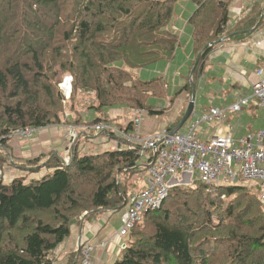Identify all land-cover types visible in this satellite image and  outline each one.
Segmentation results:
<instances>
[{"label":"trees","instance_id":"16d2710c","mask_svg":"<svg viewBox=\"0 0 264 264\" xmlns=\"http://www.w3.org/2000/svg\"><path fill=\"white\" fill-rule=\"evenodd\" d=\"M178 1L0 0V264H51L72 226L120 212L135 193L131 177L147 170L153 152L147 162L137 148L84 154L88 137L79 130L67 156L51 151L17 163L9 143L20 129L81 124L82 111L95 116L86 125L114 121L110 110L162 115L147 97L158 79L137 73L172 60L180 45L170 30ZM190 1L195 60L175 95L195 89L215 43L245 38L261 23L259 4L232 23L224 0ZM67 76L69 98L60 87ZM182 115L166 129L173 132ZM5 167L24 174L4 182ZM260 195L258 182L253 190L200 180L171 187L131 229L114 264H264ZM72 259L80 264V252Z\"/></svg>","mask_w":264,"mask_h":264},{"label":"crops","instance_id":"0c3cea01","mask_svg":"<svg viewBox=\"0 0 264 264\" xmlns=\"http://www.w3.org/2000/svg\"><path fill=\"white\" fill-rule=\"evenodd\" d=\"M180 1H184V5L180 9L174 8V17L170 25V30L178 37L180 45L172 60L161 69H157L163 74L162 79L166 76L167 79H170L169 86L172 88V96L170 98L166 97L165 104L160 105L158 103L156 105L157 110H163L162 115L148 116L146 114L147 116L142 118L140 132L143 136L155 134L166 128L179 118L181 112L183 118L191 98V91L190 94L182 92L175 95L178 88L186 84V76L192 62L195 60L188 20L196 6L190 0ZM224 1L228 3L229 19L232 23H237L250 12L253 6L259 4L262 6L261 23L255 31L245 38L227 42L220 41L210 52L195 80V89L192 87L195 93L194 110L186 122L188 124L185 130L181 131V128L186 123L178 130L182 134L187 131L191 121L210 108L224 109L240 98L250 95L252 87L258 80L257 70L264 69V0ZM178 77L185 80L184 84L176 85ZM197 108L199 110H196ZM260 113L264 115V110L261 111V109L250 106L239 113L229 114L225 123H210L207 129L204 128L200 133H197V138L200 141L208 142L215 133L224 132L226 127H232V137L238 139L248 133L264 128V117L262 116L260 119ZM133 114L134 112L132 113V111L126 109L110 110L107 113L108 118L117 120V122V117H122V122L125 124L123 128L131 122ZM70 116V114H66L68 119ZM81 116V124H60L36 129L30 137H14L9 143L13 161L23 163L28 159L35 158L40 154H48L51 151L65 155L68 151L66 137L68 126L75 128L77 134L79 130L86 132L88 139H82L81 141V149L84 154H96L106 150H114L117 147V144L112 142L106 135L93 132L90 130L91 125L85 124L95 118L91 111H82ZM118 128L123 129L122 127ZM44 172L45 170L40 171V175H43ZM23 174L21 170L5 167L3 180L8 182L14 177L23 176ZM36 176H39V174L33 177ZM193 176H178V182L173 181L172 187L181 184L190 185ZM146 187L147 182L145 187H141L132 195L141 192ZM119 229V212L104 213L97 220L72 226L70 236L58 245L52 253L50 257L51 264H74L72 256L78 251L80 252L84 243L91 245L95 264H114L121 252L120 244L122 242L127 243V237L117 236ZM101 242H108L106 249L99 247Z\"/></svg>","mask_w":264,"mask_h":264},{"label":"built area","instance_id":"2783aa9c","mask_svg":"<svg viewBox=\"0 0 264 264\" xmlns=\"http://www.w3.org/2000/svg\"><path fill=\"white\" fill-rule=\"evenodd\" d=\"M256 75L258 80L250 95L224 109L210 108L191 121L183 134L163 128L155 134L143 136L140 128L142 118L147 114L144 109L134 111L129 130L108 122H97L90 126L93 132L102 133L116 141L117 147L114 150L137 148L138 156L144 162L149 160L150 152L154 155V160L147 163V187L132 195L119 212L120 229L117 236L127 237L146 212L161 206L179 173L188 177L195 172L199 180L208 185H218L226 181L231 184L237 180L233 170V166L237 164L243 179L254 180L260 184V199L264 204V128L235 139L232 137V127H226L224 132L215 133L208 142L200 141L196 132L204 123H223L229 114L239 113L250 106L264 110V69L257 70ZM71 83L72 77L67 76L60 84L66 98L70 96ZM34 131L31 128L20 129L14 136L30 137ZM66 137L67 156L78 137L76 129L68 126ZM107 246L108 242H101L99 247L106 249ZM125 247L126 243L122 242L120 249ZM80 261L81 264H95L91 245L82 244Z\"/></svg>","mask_w":264,"mask_h":264},{"label":"rangeland","instance_id":"374dc122","mask_svg":"<svg viewBox=\"0 0 264 264\" xmlns=\"http://www.w3.org/2000/svg\"><path fill=\"white\" fill-rule=\"evenodd\" d=\"M183 5H184V1H178V2H176L174 8L175 9H177V8L180 9V7H182ZM137 74L139 75V77H141L143 79V81H150L153 78L158 79L152 85H150L148 87L149 90L152 91V92L149 91V94H148L147 97H148L149 101L154 103V105H158V103L160 105H163V104H165L166 97L170 98L172 96V88L169 86L170 79H167L166 78L167 76L164 77V79H162L163 74H161V72H159L155 67H151V68H146V69L140 70ZM184 81L185 80L183 78L178 77L176 85L180 86V85L184 84ZM196 110H199V108H197ZM146 116H144V117H146ZM259 116H260V119L262 118V116L264 117V115H262L261 113L259 114ZM84 118H85V116H84ZM87 119H89V118H87ZM117 119H118V122H117V120H114V121H112L110 123H112L113 125H115L117 127H122L123 128V125H125V124H124V122H122V117H117ZM225 121L223 123H225ZM187 124L188 123H186L181 128V131L185 130V127L187 126ZM208 126H210V123H204V124L201 125V127L197 128L196 132L200 133V131H202L204 128L207 129ZM111 141L116 143V141H114V140H111ZM233 170H234V172H235V174L237 176V180L235 181V184L245 186L249 190L255 189V187L257 185V182L254 181V180H245V179H243L242 173H240L239 167H238L237 164H235L233 166ZM193 174H194V176L192 177V180H191L192 182H191L190 185L181 184L179 186L180 187H187V186L195 187V186H197L198 182H199V178L197 176V173L194 172ZM180 175H181V173L178 174V176H180ZM147 178H148V175H147L146 171L145 172H140V173H134L132 175V177H131V180H130V182L133 184L130 187L131 191L136 192L141 187H145L146 186V182H147ZM225 183L229 184L228 181H226ZM231 184H233V183H231Z\"/></svg>","mask_w":264,"mask_h":264},{"label":"water","instance_id":"95a60500","mask_svg":"<svg viewBox=\"0 0 264 264\" xmlns=\"http://www.w3.org/2000/svg\"><path fill=\"white\" fill-rule=\"evenodd\" d=\"M220 41H218L215 44H218ZM194 103H195V93L194 90L192 88L191 90V98L189 101V104L187 106V109L185 111V114L181 120L180 125L173 131V133H177L178 130L187 122V120L191 117V115L193 114V110H194ZM175 183H177V180L174 181Z\"/></svg>","mask_w":264,"mask_h":264}]
</instances>
